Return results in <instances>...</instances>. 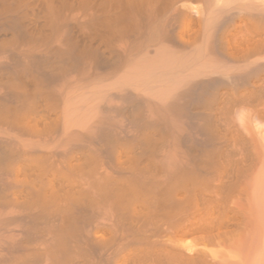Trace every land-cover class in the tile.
Wrapping results in <instances>:
<instances>
[{"label":"bare ground","instance_id":"1","mask_svg":"<svg viewBox=\"0 0 264 264\" xmlns=\"http://www.w3.org/2000/svg\"><path fill=\"white\" fill-rule=\"evenodd\" d=\"M0 264H264V0H0Z\"/></svg>","mask_w":264,"mask_h":264}]
</instances>
